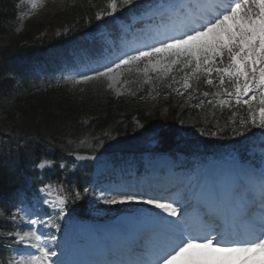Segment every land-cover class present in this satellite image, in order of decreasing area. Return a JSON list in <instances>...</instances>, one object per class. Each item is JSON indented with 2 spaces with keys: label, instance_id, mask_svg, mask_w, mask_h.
Segmentation results:
<instances>
[{
  "label": "trees",
  "instance_id": "obj_1",
  "mask_svg": "<svg viewBox=\"0 0 264 264\" xmlns=\"http://www.w3.org/2000/svg\"><path fill=\"white\" fill-rule=\"evenodd\" d=\"M107 1L44 0L17 31L20 0H0V264L7 263L8 245L14 244L6 236L16 229L14 205L37 186L46 181L60 186L71 209L86 214L84 185L92 164L72 169L76 153H108L114 160L145 150L208 159L235 152L238 157L264 133L261 87L252 90L253 98L236 100L228 93L232 81L220 78L228 54L211 67L177 65L181 70L165 77H143L141 64L151 57L129 60L122 66L129 90L118 96L101 78L85 84L60 78L58 57L71 39L98 29L96 11ZM85 53L95 55L96 49ZM242 68L244 91L264 75V52ZM184 82L189 84L185 90ZM43 159L53 168L40 172Z\"/></svg>",
  "mask_w": 264,
  "mask_h": 264
},
{
  "label": "rangeland",
  "instance_id": "obj_2",
  "mask_svg": "<svg viewBox=\"0 0 264 264\" xmlns=\"http://www.w3.org/2000/svg\"><path fill=\"white\" fill-rule=\"evenodd\" d=\"M40 3V0H22L20 5H21V11L19 13V20L17 22V30L21 31L26 23V20L31 16L32 12L35 11L38 8V5ZM147 17V16H146ZM213 26H209L205 31H203L204 38L203 40H207L210 45L214 47V55L220 54L221 50L223 49L224 46L228 45V38L226 37L227 32H229L230 29L233 27L237 26L241 27L243 31H246L248 34V39L246 42H244V47L249 48L250 53H254L255 47L251 46L254 43V40L249 42L250 38L256 37L258 33L264 34V0H246L245 4H242L240 7L236 8L234 11L233 15L227 18H221L218 19ZM118 25L121 28H126L127 23L124 21H118ZM166 27V26H163ZM240 29V30H241ZM177 30H174L170 32V34H173ZM221 31L224 32L225 35L221 34ZM239 31V30H238ZM197 34H200L199 32ZM166 36L168 34H165ZM164 36V37H166ZM250 44V45H247ZM251 46V47H250ZM196 55L199 53V50H197ZM122 55V54H121ZM120 58L117 59V61L111 65L109 68L105 69L103 73L106 74V85L107 89L115 93L117 96L122 95L123 93H126L127 91V84L124 80H122L119 69H118V64ZM153 70H160L163 68L161 62L159 61H154L152 64ZM264 141V138L262 139ZM258 149H253L252 152H256ZM77 159L80 161H84L85 159L87 160H92L94 163V172H93V178H96L95 181L97 182V179L103 174L110 173L112 169H116L117 167L113 166L111 161L109 160L108 156L106 155H93V156H85V155H77ZM158 158H156L154 161H156ZM186 160L185 157L179 156L178 163L176 166L181 167L179 164L180 162H184ZM132 160H129L128 163H125L124 165H116L119 166L117 168L116 173L119 175L121 172L124 173L125 169L127 166L129 167L130 163ZM145 162V161H144ZM148 162V160H147ZM225 162H198L195 166L196 172L200 173V176L203 177L204 182H210L212 178L216 175L224 171L225 169ZM146 163V162H145ZM133 164V163H132ZM50 163L47 161H43L40 164V168H45L49 166ZM153 165L155 166V163L153 162ZM240 165L243 167V169L246 170L245 178L246 181L250 180V173H252V170L254 169V163L251 162H243L240 163ZM125 167V168H123ZM121 169V170H120ZM96 173V174H95ZM106 190L100 191L96 198L103 201V200H111L110 202L114 201H130L131 199L135 198L139 203L142 201V204L145 206V209H139L141 211L147 212L149 211L152 217H156L160 223L164 222L165 224H169L173 220L177 218V215L170 210L169 205H160L157 202L153 201H148L149 198L146 197H140V196H131L127 195V193H124V188H122L120 193H116L114 195H110L109 191H112V186L111 185H106L104 184ZM109 190V191H107ZM58 194V195H57ZM139 198V199H138ZM145 201L147 203H145ZM66 204L65 198L62 196V194L59 192L56 186L52 184H46L41 192H40V201H38L35 205L36 207H42L49 205V207L53 210H61L64 208ZM147 205V206H146ZM23 215L28 219L29 216L30 219H33V222H31V225H33L36 221L37 218H39L41 215L40 214H35V212H28L27 211H22ZM98 217V216H97ZM29 220V219H28ZM40 221V219H39ZM48 230H50V227H47L44 231V235L46 237L45 241L47 242V248H51L52 251L55 250V244L53 241L50 242V244L47 241V237L53 236V239H56V233L51 230V233L47 235ZM32 230L29 229L28 231L22 232V233H17L15 236L19 240L25 239L24 237H35L33 234H31ZM29 237V238H30ZM63 238L65 235L62 236ZM35 241V240H34ZM98 243V242H96ZM35 249L39 248V244H35ZM227 259L222 258L219 260L218 264H232L233 261H226ZM17 263H22V264H46L44 257L42 256H35L29 252L25 254V256H22L21 258H16L13 259V261L9 262L8 264H17Z\"/></svg>",
  "mask_w": 264,
  "mask_h": 264
},
{
  "label": "bare ground",
  "instance_id": "obj_3",
  "mask_svg": "<svg viewBox=\"0 0 264 264\" xmlns=\"http://www.w3.org/2000/svg\"><path fill=\"white\" fill-rule=\"evenodd\" d=\"M167 159H169V158H168V157H162V158L158 159L156 162H157L158 164H161L163 160H167ZM199 262H200V263H199ZM258 262H260V261H258ZM201 263H202L201 260H197V262H196V264H201ZM187 264H195V263L189 261V263H187Z\"/></svg>",
  "mask_w": 264,
  "mask_h": 264
}]
</instances>
